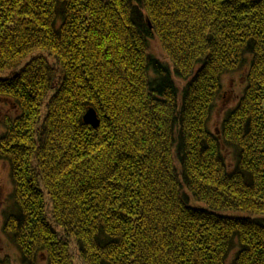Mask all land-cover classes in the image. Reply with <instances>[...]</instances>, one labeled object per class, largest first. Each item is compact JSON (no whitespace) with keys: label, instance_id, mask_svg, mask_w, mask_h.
<instances>
[{"label":"trees","instance_id":"trees-1","mask_svg":"<svg viewBox=\"0 0 264 264\" xmlns=\"http://www.w3.org/2000/svg\"><path fill=\"white\" fill-rule=\"evenodd\" d=\"M0 99L22 264H264V0H0Z\"/></svg>","mask_w":264,"mask_h":264},{"label":"rangeland","instance_id":"rangeland-1","mask_svg":"<svg viewBox=\"0 0 264 264\" xmlns=\"http://www.w3.org/2000/svg\"><path fill=\"white\" fill-rule=\"evenodd\" d=\"M149 49L153 55L159 60L168 62L167 54L162 49L161 42L155 38H151ZM244 71L227 74L224 77V93L217 102V107L211 121L213 131H217L221 126V122L228 115V112L238 105V101L246 87L247 80ZM13 105L7 100L0 99V133L4 130L2 120L4 117L12 116ZM14 180L11 177V168L6 162H0V256L10 255L14 264L21 263V254L13 245L9 236L5 234L3 228L5 226V215L12 213L14 200L13 194L15 191Z\"/></svg>","mask_w":264,"mask_h":264},{"label":"water","instance_id":"water-1","mask_svg":"<svg viewBox=\"0 0 264 264\" xmlns=\"http://www.w3.org/2000/svg\"><path fill=\"white\" fill-rule=\"evenodd\" d=\"M83 120L85 121L86 125L92 126L94 129L99 128L101 123L98 115L94 109H90L87 114L84 116Z\"/></svg>","mask_w":264,"mask_h":264}]
</instances>
